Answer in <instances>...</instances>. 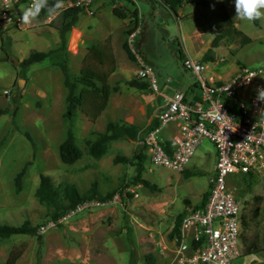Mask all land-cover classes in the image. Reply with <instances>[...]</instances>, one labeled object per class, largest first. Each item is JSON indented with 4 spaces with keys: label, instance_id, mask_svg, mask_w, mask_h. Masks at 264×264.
Returning <instances> with one entry per match:
<instances>
[{
    "label": "rangeland",
    "instance_id": "1",
    "mask_svg": "<svg viewBox=\"0 0 264 264\" xmlns=\"http://www.w3.org/2000/svg\"><path fill=\"white\" fill-rule=\"evenodd\" d=\"M72 1L61 0L52 13L42 17L37 16L36 7L28 9L26 1H21L22 22L18 26L0 23V108L5 110L0 115V224L28 221L38 225L36 235L0 239V264H148L147 253L154 264H178L176 236L169 235L178 215L198 205L209 187L216 158L213 142L204 138L197 146L187 167L196 175L153 165L146 157L141 178L156 186L151 190L134 181L140 151L137 140L123 137L112 141L99 158L89 154L88 141L103 132L109 121L128 122L145 130L164 102L148 87L140 89L129 83L138 78L139 68L137 59L131 60L123 46L129 34L138 30L134 46L137 55L153 67L158 90L168 97L176 90L186 93L197 83V76L182 60L187 56L201 60L212 48L209 11L185 2L175 15L147 0H92L82 7L76 26L65 34L63 50L60 14ZM222 2L236 28L250 38L244 45L238 37L220 40L210 53L214 60L204 62L207 75L227 79L242 65L264 66V0ZM114 8L127 17L116 16ZM134 8L138 10L137 24L131 21ZM94 45L114 63L99 64L89 50ZM48 50L54 52L44 61L21 67L20 62L31 52ZM12 57L18 59L17 65ZM87 64L99 72L114 70L98 79V110L84 113L75 107L68 118L62 66L78 94L82 85L76 78ZM19 79H23L22 85ZM68 131L82 151L72 164L59 157V145ZM174 132L169 123L161 136L169 139ZM23 167L18 186L16 177ZM42 174L50 177L64 202L65 184H74L81 194H89L94 183L101 195L117 192L106 202H86L82 210H70L53 221V208L35 195ZM253 178L239 172L226 177L243 201L245 216L243 251L231 264H264L262 252L247 251L251 243L261 245L264 231V174Z\"/></svg>",
    "mask_w": 264,
    "mask_h": 264
},
{
    "label": "built area",
    "instance_id": "2",
    "mask_svg": "<svg viewBox=\"0 0 264 264\" xmlns=\"http://www.w3.org/2000/svg\"><path fill=\"white\" fill-rule=\"evenodd\" d=\"M20 2L0 0V23L18 26L22 22ZM38 2L27 0L26 6L34 9ZM91 2L74 0L69 7H86ZM137 33L132 31L127 41L139 64L137 77L164 101L155 117L158 124L137 139L140 150L153 165L182 172L202 139L208 138L216 149L207 199L183 214L175 237V259L178 264H231L243 251V201L226 177L236 172L264 174V66L242 65L223 79L207 75L204 62L187 56L182 64L197 76V86H190L187 95L176 90L168 97L158 90L153 67L137 55ZM169 123L175 132L165 139L161 130ZM90 201L97 200L85 201L71 211L82 210Z\"/></svg>",
    "mask_w": 264,
    "mask_h": 264
},
{
    "label": "trees",
    "instance_id": "3",
    "mask_svg": "<svg viewBox=\"0 0 264 264\" xmlns=\"http://www.w3.org/2000/svg\"><path fill=\"white\" fill-rule=\"evenodd\" d=\"M27 1V0H20ZM61 0H39L36 5L35 11L37 16L42 17L49 13H52L57 3ZM149 2L159 3L162 6L168 8L175 15H178V10L183 6L185 2L192 4L194 6L201 5L206 7L210 14V21L212 30L214 32V37L212 39L211 47L215 48L218 46L220 40H232L234 37H238L242 45L250 42V38L247 37L241 30L236 28L235 23L233 22L230 13L228 12L225 4L222 0H147ZM133 2V1H132ZM133 4V3H132ZM83 11L82 7L79 6H70L64 9L60 16L62 18V23L60 27L62 49L66 48V37L65 34L73 27L76 26L78 21L79 14ZM113 12L119 18H126V13L122 12L118 8H114ZM251 16L254 18V22H257L255 15L251 13ZM131 21L134 24H137L138 19V10L134 8L132 10ZM124 49L131 60H136L135 55L129 48L128 42L123 43ZM212 48H209L202 57V62L214 60L210 55ZM91 55L96 59L99 64L104 63V61H109L111 64L114 63L113 58L108 55L104 50L100 49L97 45L90 47ZM54 50L48 51H33L26 58H24L20 65L23 69L28 68L34 63H39L47 59ZM113 67L108 72H99L95 67L87 64L84 66L80 74L76 78V82L82 85V88L78 94H75L76 84L70 79L68 71L65 66H62V71L64 73V83L68 88L67 95V107L65 116L70 118L73 116V110L75 107H79L84 113H93L98 110V106L101 100V89L98 86V79L101 78V75H108L109 72H112ZM132 86H136L140 89H146L148 87L145 81L137 79H132L129 82ZM196 87L197 83L191 85ZM191 88H189L188 92ZM188 92L185 94L187 95ZM5 110L0 108V115L4 114ZM158 124L157 119L155 118L152 123L145 129L142 130L139 126L122 121H109L106 125V128L103 132L97 134V137L94 140L88 141V152L91 156L99 158L106 154L108 151L109 145L112 141L118 140L123 137L130 138L132 140H137L144 133L151 130L154 126ZM82 156V151L75 142V137L72 131H68L66 138L59 145V157L63 163L72 164L80 159ZM139 162L137 163V173L134 177V181L141 183L144 186H147L151 190H156V186L151 184L148 180L141 178L142 172L144 170L143 161L147 157L145 152L142 150L138 153ZM118 160H123V158H118ZM24 172V167L17 174L16 183L19 186V180ZM182 172L186 175H196L190 169L186 168ZM198 174V173H197ZM249 179H254L251 175H246ZM115 192L112 191L105 195H101L97 190V185L94 183L91 186L89 194H81L78 188L74 184H65L63 187V193L66 202L59 199V189H57L50 177L48 175L42 174L40 176L39 185L36 188L35 195L38 200L42 203H46L51 206L53 210L50 213V219L56 221L59 217L66 214L68 211L73 210L77 205L89 201L97 200L100 202H106L113 198ZM121 194V192H120ZM208 196V189L204 192L201 201L196 207L202 205ZM258 210H255L257 213ZM184 213L178 215L177 219L174 222L170 237L179 235L180 233V224L181 219ZM242 222L245 225V216L242 215ZM38 231V225H32L28 221H24L20 225H10V224H0V239L9 238L13 235H36ZM247 251L249 252H262L264 254V231L261 237V245L256 243H251L248 245ZM145 260L148 264H154V259L151 253L145 254Z\"/></svg>",
    "mask_w": 264,
    "mask_h": 264
},
{
    "label": "water",
    "instance_id": "4",
    "mask_svg": "<svg viewBox=\"0 0 264 264\" xmlns=\"http://www.w3.org/2000/svg\"><path fill=\"white\" fill-rule=\"evenodd\" d=\"M11 62H12L14 65H17V64L19 63L18 59L14 58V57L11 58ZM18 83H19V85H22V84H23V79H19V80H18Z\"/></svg>",
    "mask_w": 264,
    "mask_h": 264
},
{
    "label": "crops",
    "instance_id": "5",
    "mask_svg": "<svg viewBox=\"0 0 264 264\" xmlns=\"http://www.w3.org/2000/svg\"><path fill=\"white\" fill-rule=\"evenodd\" d=\"M180 9H181V8H180ZM180 9H179V10H180Z\"/></svg>",
    "mask_w": 264,
    "mask_h": 264
}]
</instances>
